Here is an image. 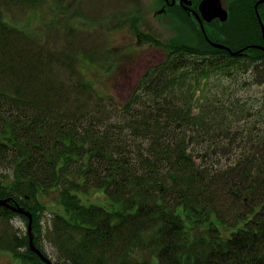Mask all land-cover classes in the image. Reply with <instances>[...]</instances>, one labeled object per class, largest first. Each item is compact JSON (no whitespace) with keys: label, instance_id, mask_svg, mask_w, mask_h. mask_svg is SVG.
Returning <instances> with one entry per match:
<instances>
[{"label":"trees","instance_id":"1","mask_svg":"<svg viewBox=\"0 0 264 264\" xmlns=\"http://www.w3.org/2000/svg\"><path fill=\"white\" fill-rule=\"evenodd\" d=\"M168 10L190 40H162L134 14L137 35L165 57L121 102L87 79L78 54L0 14V221L28 225L12 207L31 212L47 256L43 198L56 190L65 212L54 211L48 232L55 264H264V92L231 83L264 82L260 21L255 9H230L203 31L184 9ZM258 11L264 23V4ZM99 189L111 209L90 199ZM17 232L5 230L0 249L47 264Z\"/></svg>","mask_w":264,"mask_h":264},{"label":"rangeland","instance_id":"2","mask_svg":"<svg viewBox=\"0 0 264 264\" xmlns=\"http://www.w3.org/2000/svg\"><path fill=\"white\" fill-rule=\"evenodd\" d=\"M133 1L42 0L35 9H28L24 4L0 0V14L13 26L24 30L30 37L48 47L58 45L59 51L64 55L78 54L80 68L87 79L103 95L121 102L131 95L142 74L165 57V50L161 46L144 41L137 35L132 27L134 14L140 13L142 18L139 23L143 31L162 40L179 38L187 41L191 37L186 25H181L172 16L154 9L159 6L158 0H146L153 9H132L136 3ZM83 49L92 52L94 56L91 59L89 56L85 57L84 52L87 51ZM242 77L248 79L249 73L240 75ZM231 83L241 94L264 92V82H251L246 87ZM89 197L106 208H112L103 189L92 190ZM43 200L48 210L42 215V245L47 257L55 262L59 250L48 232L54 211L65 210L56 190L51 191ZM5 230L18 231L19 234L29 232L27 223L21 217H14L8 223L0 221V235ZM31 233L33 235L32 230ZM0 264L21 262L9 250L0 249Z\"/></svg>","mask_w":264,"mask_h":264},{"label":"water","instance_id":"3","mask_svg":"<svg viewBox=\"0 0 264 264\" xmlns=\"http://www.w3.org/2000/svg\"><path fill=\"white\" fill-rule=\"evenodd\" d=\"M264 2V0H259L256 4V8H258V3ZM200 12H201V17H203V19L207 20V21H211L214 18H220L222 21L227 20L228 18V11L227 9H225L223 7V4L221 2V0H202L200 3ZM256 13L258 16V19L260 21L261 27H262V33H263V37H264V23L261 19L260 13L258 11V9H256ZM201 28L204 30V22L203 19L200 17V15L195 12ZM212 44L216 47H220V48H227L229 49L233 54L238 53L239 51H232L229 47H227L226 45L223 44H219V43H215L212 42ZM0 204L3 205H7V201L6 200H2L0 199ZM14 210L20 212V213H24L29 217V223H28V230H29V235H30V247L33 251H35L40 257L41 259L47 263V264H55L49 257H47L33 242V235L31 233L32 230V221H33V216L32 213L23 209L22 207H12Z\"/></svg>","mask_w":264,"mask_h":264},{"label":"flooded vegetation","instance_id":"4","mask_svg":"<svg viewBox=\"0 0 264 264\" xmlns=\"http://www.w3.org/2000/svg\"><path fill=\"white\" fill-rule=\"evenodd\" d=\"M201 1L202 0H158L159 6L154 9H159L162 13L169 11L168 9L173 10V12L177 11L178 9H184L190 15L195 17V19L199 22L195 12H197L200 17L202 16L199 10ZM258 1L259 0H226L225 2H223V0H221L223 7L228 11V18L230 17V9H255L256 11V4ZM133 2H136L137 4L135 3V7H133L132 9H153L146 0H134ZM260 4H264V2L258 3V9ZM28 7H30L29 9H31L32 6L30 5ZM201 18L203 19V17ZM215 19L222 21L220 18H214L211 21ZM204 20L205 19H203V22Z\"/></svg>","mask_w":264,"mask_h":264}]
</instances>
